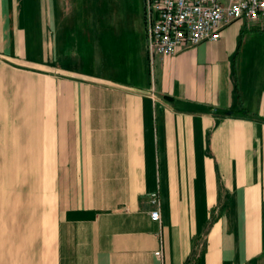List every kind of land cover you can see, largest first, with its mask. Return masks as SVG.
Returning a JSON list of instances; mask_svg holds the SVG:
<instances>
[{"label": "crops", "instance_id": "1", "mask_svg": "<svg viewBox=\"0 0 264 264\" xmlns=\"http://www.w3.org/2000/svg\"><path fill=\"white\" fill-rule=\"evenodd\" d=\"M99 1L0 0V155L41 172L0 264H264V17L152 60L143 22L116 62Z\"/></svg>", "mask_w": 264, "mask_h": 264}, {"label": "built area", "instance_id": "2", "mask_svg": "<svg viewBox=\"0 0 264 264\" xmlns=\"http://www.w3.org/2000/svg\"><path fill=\"white\" fill-rule=\"evenodd\" d=\"M146 47L154 55L173 54L202 41H216L228 24L242 20L257 22L264 17V0H143ZM151 201L158 206L156 192ZM160 221L159 209L150 212ZM162 260V250L154 252Z\"/></svg>", "mask_w": 264, "mask_h": 264}, {"label": "rangeland", "instance_id": "3", "mask_svg": "<svg viewBox=\"0 0 264 264\" xmlns=\"http://www.w3.org/2000/svg\"><path fill=\"white\" fill-rule=\"evenodd\" d=\"M99 2H101L100 11H95V13L101 17V27H96L98 29L88 27V33L91 34V40L94 39L93 34L96 33L95 39L98 38L99 41L98 49L102 50L107 61H110L111 55L116 62L122 61L126 56H129L132 47L134 48L138 35L144 37V1L100 0ZM92 10L87 8V22L90 21V18L93 21V18H97L93 16L94 10ZM89 13H93L92 16ZM110 19L117 20L118 26L111 25ZM261 40L264 42V35ZM91 46L95 51L94 44ZM6 150H13V148L10 147ZM30 164L29 155L21 156L11 153L0 155V195L13 196L27 193L30 183L41 178V172L31 170Z\"/></svg>", "mask_w": 264, "mask_h": 264}]
</instances>
